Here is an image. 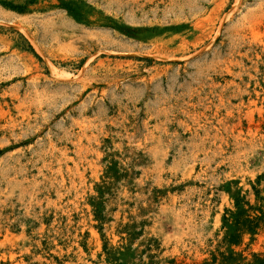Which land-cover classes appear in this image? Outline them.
Returning <instances> with one entry per match:
<instances>
[{
    "label": "rangeland",
    "instance_id": "374dc122",
    "mask_svg": "<svg viewBox=\"0 0 264 264\" xmlns=\"http://www.w3.org/2000/svg\"><path fill=\"white\" fill-rule=\"evenodd\" d=\"M0 264H264V0H0Z\"/></svg>",
    "mask_w": 264,
    "mask_h": 264
},
{
    "label": "bare ground",
    "instance_id": "6f19581e",
    "mask_svg": "<svg viewBox=\"0 0 264 264\" xmlns=\"http://www.w3.org/2000/svg\"><path fill=\"white\" fill-rule=\"evenodd\" d=\"M92 235H95V233L93 232Z\"/></svg>",
    "mask_w": 264,
    "mask_h": 264
}]
</instances>
